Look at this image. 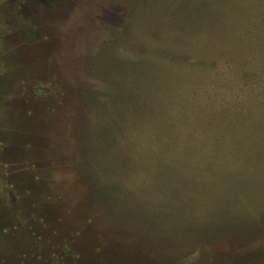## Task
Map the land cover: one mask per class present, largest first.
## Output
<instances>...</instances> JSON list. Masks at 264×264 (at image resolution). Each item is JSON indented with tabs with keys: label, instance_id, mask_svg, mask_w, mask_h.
Instances as JSON below:
<instances>
[{
	"label": "rangeland",
	"instance_id": "obj_1",
	"mask_svg": "<svg viewBox=\"0 0 264 264\" xmlns=\"http://www.w3.org/2000/svg\"><path fill=\"white\" fill-rule=\"evenodd\" d=\"M0 264H264V0H0Z\"/></svg>",
	"mask_w": 264,
	"mask_h": 264
}]
</instances>
